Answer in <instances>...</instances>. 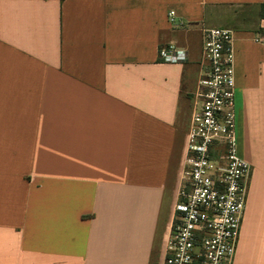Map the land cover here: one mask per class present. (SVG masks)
<instances>
[{"label": "crops", "instance_id": "0c3cea01", "mask_svg": "<svg viewBox=\"0 0 264 264\" xmlns=\"http://www.w3.org/2000/svg\"><path fill=\"white\" fill-rule=\"evenodd\" d=\"M263 1L0 0V264H162L203 27L233 31V264H264ZM169 42L188 60H160Z\"/></svg>", "mask_w": 264, "mask_h": 264}, {"label": "built area", "instance_id": "2783aa9c", "mask_svg": "<svg viewBox=\"0 0 264 264\" xmlns=\"http://www.w3.org/2000/svg\"><path fill=\"white\" fill-rule=\"evenodd\" d=\"M170 10L169 21L182 25ZM160 60L184 62L185 47H159ZM182 178L162 264H233L246 208L249 164L239 155L233 31L203 27Z\"/></svg>", "mask_w": 264, "mask_h": 264}, {"label": "rangeland", "instance_id": "374dc122", "mask_svg": "<svg viewBox=\"0 0 264 264\" xmlns=\"http://www.w3.org/2000/svg\"><path fill=\"white\" fill-rule=\"evenodd\" d=\"M256 13V10L255 9H252V10H247V11H245L244 13H246V14H252V13Z\"/></svg>", "mask_w": 264, "mask_h": 264}, {"label": "trees", "instance_id": "16d2710c", "mask_svg": "<svg viewBox=\"0 0 264 264\" xmlns=\"http://www.w3.org/2000/svg\"><path fill=\"white\" fill-rule=\"evenodd\" d=\"M260 7H261V13L264 14V1H263V3L261 4Z\"/></svg>", "mask_w": 264, "mask_h": 264}]
</instances>
